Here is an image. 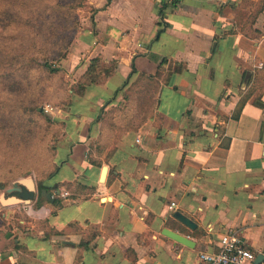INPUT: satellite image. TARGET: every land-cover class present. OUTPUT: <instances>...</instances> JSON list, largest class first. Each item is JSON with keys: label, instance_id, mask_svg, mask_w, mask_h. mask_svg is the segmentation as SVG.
<instances>
[{"label": "crops", "instance_id": "0c3cea01", "mask_svg": "<svg viewBox=\"0 0 264 264\" xmlns=\"http://www.w3.org/2000/svg\"><path fill=\"white\" fill-rule=\"evenodd\" d=\"M88 3L58 66L75 82L94 58L111 73L56 108L64 129L36 215L0 187V264H203L230 229L262 259L264 0ZM145 75L158 83L149 115L114 129L121 86Z\"/></svg>", "mask_w": 264, "mask_h": 264}, {"label": "rangeland", "instance_id": "374dc122", "mask_svg": "<svg viewBox=\"0 0 264 264\" xmlns=\"http://www.w3.org/2000/svg\"><path fill=\"white\" fill-rule=\"evenodd\" d=\"M90 12L88 0H0V187L6 196L29 179L36 188L56 167L64 125L55 109L82 93L76 90L79 79L58 63ZM121 88L124 106L105 117L107 123L116 117L114 129L146 119L158 83L141 76Z\"/></svg>", "mask_w": 264, "mask_h": 264}, {"label": "built area", "instance_id": "2783aa9c", "mask_svg": "<svg viewBox=\"0 0 264 264\" xmlns=\"http://www.w3.org/2000/svg\"><path fill=\"white\" fill-rule=\"evenodd\" d=\"M56 111V109H55ZM139 141V138L136 139ZM61 197H67L69 192L65 189L58 190ZM33 201L22 202L18 207L27 215H36L37 209L33 207ZM175 202H171L170 209H173ZM199 261L203 264H264V257L256 260L252 250L245 246L239 236L238 230L230 229L223 232L219 237L218 249L212 251H200Z\"/></svg>", "mask_w": 264, "mask_h": 264}, {"label": "water", "instance_id": "95a60500", "mask_svg": "<svg viewBox=\"0 0 264 264\" xmlns=\"http://www.w3.org/2000/svg\"><path fill=\"white\" fill-rule=\"evenodd\" d=\"M23 181V180H22ZM23 186H14L12 189H10L11 195L9 197H1V201L3 203H11V202H28L34 199L36 197V188L33 185V182L29 179L24 181ZM27 186V187H25ZM39 193L41 196H44L47 200L52 201L53 196L50 191H48L46 188H40ZM174 216L183 221L185 224H187L189 227H193L194 223L191 219L183 215L179 211L174 212ZM166 234H169L170 236L176 238L177 240L190 245L191 242L187 236H183L181 234H178L177 232H174L172 230H165ZM232 264V263H230Z\"/></svg>", "mask_w": 264, "mask_h": 264}, {"label": "trees", "instance_id": "16d2710c", "mask_svg": "<svg viewBox=\"0 0 264 264\" xmlns=\"http://www.w3.org/2000/svg\"><path fill=\"white\" fill-rule=\"evenodd\" d=\"M33 56H29V59L34 61V59L32 58ZM45 67L49 68V65L47 64V61L45 60L42 63ZM111 73V69L103 67L100 62H99V58H94L87 70L85 71L84 74H82L79 78V81L76 84V90L78 92H83L84 88L86 87V85L90 84V83H95L100 81L103 77L109 75ZM147 78L151 79L150 75H145ZM48 120H50V117H48Z\"/></svg>", "mask_w": 264, "mask_h": 264}]
</instances>
